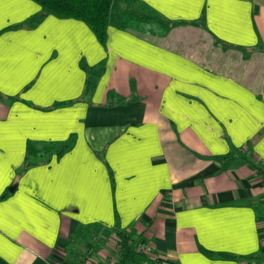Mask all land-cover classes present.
<instances>
[{
	"label": "crops",
	"instance_id": "crops-1",
	"mask_svg": "<svg viewBox=\"0 0 264 264\" xmlns=\"http://www.w3.org/2000/svg\"><path fill=\"white\" fill-rule=\"evenodd\" d=\"M140 1L175 25H110L103 44L76 18L12 28L34 0L0 6L8 264H93L110 251L84 254L97 230L152 247L146 264H264V0ZM82 61L105 64L89 99ZM109 91L130 103L108 106ZM72 134L63 156L24 169L29 141Z\"/></svg>",
	"mask_w": 264,
	"mask_h": 264
},
{
	"label": "trees",
	"instance_id": "trees-1",
	"mask_svg": "<svg viewBox=\"0 0 264 264\" xmlns=\"http://www.w3.org/2000/svg\"><path fill=\"white\" fill-rule=\"evenodd\" d=\"M41 6V11L21 24L12 28H33L38 26L48 15L59 18H76L86 22L95 32L99 40L106 44L108 27L110 25L121 29H133L139 32L161 34L166 33L175 23L162 18L140 0H34ZM81 67L87 73L84 98L89 99L94 93L98 80L104 72L105 64L101 62L89 65L81 62ZM108 106L129 104L130 101L117 93L109 91ZM14 98L0 94V102H12ZM57 103L55 106L61 105ZM76 142L75 134L63 142L39 143L29 141L24 161V169L39 164L48 163L54 156L61 157L71 150ZM259 169H264L259 167ZM264 172V170L262 171ZM99 232V230H97ZM117 244L120 245V260L118 264H146L153 262L144 252L136 249L137 242L125 231H118ZM0 264H8L0 257Z\"/></svg>",
	"mask_w": 264,
	"mask_h": 264
},
{
	"label": "built area",
	"instance_id": "built-area-1",
	"mask_svg": "<svg viewBox=\"0 0 264 264\" xmlns=\"http://www.w3.org/2000/svg\"><path fill=\"white\" fill-rule=\"evenodd\" d=\"M101 236L104 237L103 234ZM118 240H114V244L109 247V250L106 255L100 254L98 255L99 259L93 261V264H118L120 260V245L117 244ZM136 249L138 251L144 252L149 257L153 256L152 247L146 246L144 244L138 243L136 246ZM60 264H66V263H60Z\"/></svg>",
	"mask_w": 264,
	"mask_h": 264
},
{
	"label": "rangeland",
	"instance_id": "rangeland-1",
	"mask_svg": "<svg viewBox=\"0 0 264 264\" xmlns=\"http://www.w3.org/2000/svg\"><path fill=\"white\" fill-rule=\"evenodd\" d=\"M101 234H103L104 237L101 236ZM111 235L104 233L103 231L102 232L94 231V233L91 234L92 237L90 236L89 238L86 239V242L87 243L90 242L91 246L89 248L84 249L83 251L84 254L88 256H93L99 251L98 248L102 249V248L110 247L111 245H113L115 238H113V236ZM84 259H87V256Z\"/></svg>",
	"mask_w": 264,
	"mask_h": 264
},
{
	"label": "snow or ice",
	"instance_id": "snow-or-ice-1",
	"mask_svg": "<svg viewBox=\"0 0 264 264\" xmlns=\"http://www.w3.org/2000/svg\"><path fill=\"white\" fill-rule=\"evenodd\" d=\"M3 3H4V0H0V6H2Z\"/></svg>",
	"mask_w": 264,
	"mask_h": 264
},
{
	"label": "water",
	"instance_id": "water-1",
	"mask_svg": "<svg viewBox=\"0 0 264 264\" xmlns=\"http://www.w3.org/2000/svg\"><path fill=\"white\" fill-rule=\"evenodd\" d=\"M14 188H11V191H13Z\"/></svg>",
	"mask_w": 264,
	"mask_h": 264
}]
</instances>
